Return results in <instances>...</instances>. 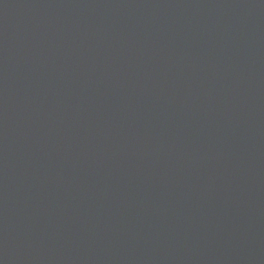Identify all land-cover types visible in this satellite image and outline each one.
I'll return each mask as SVG.
<instances>
[{"label":"water","instance_id":"95a60500","mask_svg":"<svg viewBox=\"0 0 264 264\" xmlns=\"http://www.w3.org/2000/svg\"><path fill=\"white\" fill-rule=\"evenodd\" d=\"M0 264H264V0H0Z\"/></svg>","mask_w":264,"mask_h":264}]
</instances>
